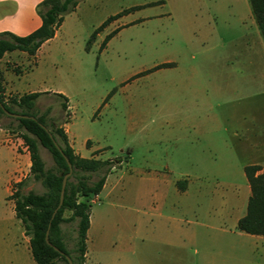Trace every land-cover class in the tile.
I'll return each instance as SVG.
<instances>
[{"label":"rangeland","instance_id":"374dc122","mask_svg":"<svg viewBox=\"0 0 264 264\" xmlns=\"http://www.w3.org/2000/svg\"><path fill=\"white\" fill-rule=\"evenodd\" d=\"M189 1L95 0L76 21L69 23L67 18L57 38L50 47L43 46L36 59L0 60L1 74L10 71L5 76L6 96L31 91L63 94L73 147L85 156L83 141L89 138L101 149L99 158L124 159L107 173L99 200L91 203L87 264H255V260L263 264L264 253L251 248V239L233 232L232 217L239 206L230 205L232 195L221 192L219 179L205 172L213 163L197 161L202 140L191 129L200 118L196 75L200 70L211 73L213 66L206 61L231 51L198 39L226 30L224 38L231 40L225 44H238V57L248 52L241 37L233 39L238 32L247 29L254 41L263 40L248 0H199V12ZM134 5L143 6L109 23L88 41L108 15ZM106 35L108 40L100 48ZM47 52L52 60L46 58ZM33 62L38 64L35 69ZM166 62L172 65L163 66ZM253 80L258 89L259 80ZM59 102L50 93L41 94L35 106L39 111L50 107L48 116L57 123L63 119ZM9 120L1 117L0 127L4 129ZM11 126L5 130L19 150V132ZM38 151L45 168L50 167L49 153L41 146ZM9 157V150L2 148L1 164ZM5 173L0 167V244L7 237H20L21 230L6 199ZM97 176L91 174L89 181ZM184 186V193H175L173 188ZM28 190L43 188L29 178L21 192ZM155 192L160 197L158 208ZM61 227L67 237H74V222ZM181 238L190 239L189 244L181 246ZM167 241L178 247L168 246Z\"/></svg>","mask_w":264,"mask_h":264},{"label":"crops","instance_id":"0c3cea01","mask_svg":"<svg viewBox=\"0 0 264 264\" xmlns=\"http://www.w3.org/2000/svg\"><path fill=\"white\" fill-rule=\"evenodd\" d=\"M41 1L42 0H0V33L8 32L16 36H24L38 28L41 20L36 8ZM93 1L95 0L78 1L74 9L63 16L62 21L54 31L53 36L43 41L32 57L36 59L43 46L46 45L47 47H50L49 44L52 40L57 38L58 33L61 31V27L67 18L69 20L67 22L69 23H71V21H76L81 13L85 14L86 10L93 6ZM198 3L199 0L189 1V4L193 8H197L195 9L197 12L200 10ZM142 6L143 5H134L108 15L111 16L117 14L115 18L111 19L100 30H98L95 33V36L109 23L117 21V19L125 13ZM99 25H97L92 32ZM248 33L251 35V30ZM225 34H227L226 30L214 31L212 34H206L205 37L203 36L201 39H198L201 44L213 43L211 46L214 48H227L231 51L227 54L218 55L213 59H208L206 61L213 66V71L211 73L206 74L203 70H200L196 75L197 91L201 95L197 103V113L200 114V118L197 126H193L191 129L195 131L198 137L202 140L201 156L198 157L197 161L201 163H213L212 169L205 170V172L211 173L212 176L219 179L218 189L221 192L232 195L228 200L229 204L235 205L236 208L239 206L238 214H234L232 217L234 225L233 232H237L239 236H248L251 239V248H255L256 250L259 249L264 253V237L256 234H248L239 231L236 228L237 220L245 213L246 202L250 195V188L244 173V167L248 165H256L258 167V170L255 172L256 174L264 172V41H254L252 36H248L247 29L238 32V35L233 39L236 40L241 37V40L244 42L243 50L248 51L238 57L235 51L238 44H225L231 40V38H224ZM211 40H214V42ZM216 40L217 42H215ZM50 55L51 54L48 52L46 53V58L48 60H52L50 59ZM12 57L28 59V55L24 51L14 49L5 52L0 60L4 59V61H8ZM206 62H201L200 65L204 66ZM33 63V68H37L38 64H35V62ZM166 63L172 65L171 62ZM33 68L29 70L33 71ZM8 72L10 71H7L6 69L2 73L6 92H8L6 85L9 80H5V76ZM254 77L259 80L258 82L255 81L259 87L258 89H254L253 87ZM187 79L189 82H193L192 76L187 77ZM49 93L54 95L53 93L55 92L46 91L45 94ZM68 113L70 116L69 110ZM68 121L62 124V128L74 153L84 158L104 160L99 158L101 149L93 146L89 138H86L83 141V147L86 151L85 156H82L73 147V142L69 138L68 130L66 128ZM16 139H18L17 144L20 145L19 150L13 148L14 143L10 138V134L0 127V150L5 148L10 152L8 161L2 164L0 162V167H4L6 172L5 175H7L8 187L6 199L12 210L13 200L9 197L11 194L10 183L17 182L26 177L30 166L26 146H21V138L19 136ZM122 160L124 159L115 162L112 168L119 165ZM105 180L101 190L105 186ZM173 189L175 193L178 194V192L184 193L183 191H185L186 187H176ZM163 190L165 191L167 188H163ZM163 192L159 195L163 194ZM98 193L92 198L94 199L93 202L99 200ZM156 195L155 192V207L158 208L160 197H158V195L156 197ZM224 202H227V200L225 199ZM159 214L161 213L159 212ZM90 225L91 217L89 213V226L86 231V243ZM20 229V237H7V239L0 244V264H37L32 258L28 244V237L24 235L21 225ZM181 241V246H187L190 239L181 238ZM174 242L167 241L166 244L171 247H178ZM165 258V256L161 257V259ZM87 260L86 246L84 264H87ZM262 260L264 264V258ZM256 261L258 262V260H255L253 263L257 264Z\"/></svg>","mask_w":264,"mask_h":264},{"label":"trees","instance_id":"16d2710c","mask_svg":"<svg viewBox=\"0 0 264 264\" xmlns=\"http://www.w3.org/2000/svg\"><path fill=\"white\" fill-rule=\"evenodd\" d=\"M78 1L80 0H42L36 8L41 20L38 28L24 36H16L8 32L0 33V58L5 52L14 49L24 51L28 56L34 55L40 44L53 36L63 16L71 12ZM248 3L264 41V0H248ZM116 15L108 16L90 34L88 41L91 42L95 33ZM107 40L106 35L100 48L104 47ZM45 93L46 91H31L6 96L4 80L0 72V118L10 119L3 128L10 130L13 125V129L19 132L30 161L28 174L11 185L9 197L13 200L14 216L19 220L24 235L28 237L30 253L37 264H55L57 261L68 264L67 258L72 264H84L90 200L101 190L115 160L84 158L75 154L62 128V124L68 121L69 117L67 98L61 93H53L60 99L59 105L63 112L62 121L56 123L48 116L50 107H46L43 111L36 109V99ZM6 112L18 116L8 115ZM38 146L45 148L49 153L52 159L50 167L45 168ZM63 156L67 157L71 165V173L66 179L61 204L51 217L58 204L62 176L68 171ZM257 170L256 165L244 167L250 195L246 202L245 213L237 220L236 228L248 234L264 237V172L256 174ZM91 174L98 175L94 181H89ZM29 178L39 181L43 191L21 192V187ZM65 210L70 211L68 216L63 215ZM69 222L75 223L74 237H67L61 227V223ZM46 230H48V242L44 239ZM68 242L71 243L70 248L67 247Z\"/></svg>","mask_w":264,"mask_h":264},{"label":"water","instance_id":"95a60500","mask_svg":"<svg viewBox=\"0 0 264 264\" xmlns=\"http://www.w3.org/2000/svg\"><path fill=\"white\" fill-rule=\"evenodd\" d=\"M6 114H8V115H12V116H18L17 114H12V113H8V112H6ZM55 145H56V144H55ZM63 157H64V159H65V161H66V163H67L68 171L62 176V179H61V186H60V191H59V200H58V204H57L56 208L53 210V212L51 213V217L54 215L55 210H56V209L60 206V204H61V201H62V198H63V191H64V187H65V183H66V179H67V177H68V176L70 175V173H71V165H70V163H69L67 157H66V156H63ZM47 235H48V230H46V232H45V236H44V239H45L46 242H48V240H47ZM67 260H68V264H72L69 258H67Z\"/></svg>","mask_w":264,"mask_h":264},{"label":"built area","instance_id":"2783aa9c","mask_svg":"<svg viewBox=\"0 0 264 264\" xmlns=\"http://www.w3.org/2000/svg\"><path fill=\"white\" fill-rule=\"evenodd\" d=\"M90 201H91V202H93V201H94V199H91Z\"/></svg>","mask_w":264,"mask_h":264}]
</instances>
